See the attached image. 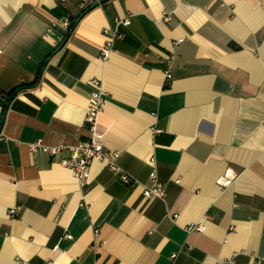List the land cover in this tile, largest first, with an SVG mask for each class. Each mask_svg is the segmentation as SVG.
<instances>
[{
  "label": "crops",
  "instance_id": "crops-1",
  "mask_svg": "<svg viewBox=\"0 0 264 264\" xmlns=\"http://www.w3.org/2000/svg\"><path fill=\"white\" fill-rule=\"evenodd\" d=\"M81 3L0 0V94L23 89L0 101V264H264V0ZM97 78L131 183L94 161L81 190L59 161L88 139ZM153 172L166 200L144 197Z\"/></svg>",
  "mask_w": 264,
  "mask_h": 264
},
{
  "label": "built area",
  "instance_id": "built-area-1",
  "mask_svg": "<svg viewBox=\"0 0 264 264\" xmlns=\"http://www.w3.org/2000/svg\"><path fill=\"white\" fill-rule=\"evenodd\" d=\"M105 0H82L81 3V15L79 18L83 17L89 11L95 8H102ZM171 16H165V21L169 22L171 20ZM115 29L114 30H106V41L101 50V59L102 61H108L114 51V45L117 40H120L123 37L120 29L122 27L131 26L130 17L125 19H115ZM62 25L70 29L72 22L69 19L62 21ZM180 43V42H179ZM171 65V62L168 64ZM172 78L171 74L167 72V79L170 81ZM93 91L89 97V108L87 111V115L85 116V123L87 126V130L89 132L88 139L81 141L77 148L72 150V154L68 158L60 159L59 163L64 168L70 170L72 175L76 178L79 187L81 190H85L91 180V166L94 161H99L106 165V167L112 172L119 173L121 177V181L124 184H130L131 178L123 173L118 167L117 161L119 159L120 154L118 152H110L105 149L103 135L99 132V120L100 116L103 114L105 109V92L103 88L102 81L100 79H94L91 82ZM3 96L0 94V99ZM160 133L161 131H157ZM30 149L34 153L42 152L51 158H58L61 153V148L56 147H47L44 145L42 141H38L30 144ZM237 179V175L233 172H228L225 176L217 179L218 187L224 191L233 186L235 180ZM151 186L145 188L144 197L148 200L156 199V200H166L167 191L163 183H161L158 179L156 172H153L150 175ZM19 213V209L15 208L9 211V215L11 218L17 217ZM205 230L204 225L191 226L188 231L189 232H203ZM68 240L72 239V236H67ZM177 255L172 256V260H175Z\"/></svg>",
  "mask_w": 264,
  "mask_h": 264
},
{
  "label": "trees",
  "instance_id": "trees-1",
  "mask_svg": "<svg viewBox=\"0 0 264 264\" xmlns=\"http://www.w3.org/2000/svg\"><path fill=\"white\" fill-rule=\"evenodd\" d=\"M80 19V18H79ZM22 88L16 91H13L11 94L8 93V95H3V98L0 99L1 102L9 103V101L19 92H22Z\"/></svg>",
  "mask_w": 264,
  "mask_h": 264
},
{
  "label": "water",
  "instance_id": "water-1",
  "mask_svg": "<svg viewBox=\"0 0 264 264\" xmlns=\"http://www.w3.org/2000/svg\"><path fill=\"white\" fill-rule=\"evenodd\" d=\"M111 0H105L103 5L107 4L108 2H110Z\"/></svg>",
  "mask_w": 264,
  "mask_h": 264
}]
</instances>
